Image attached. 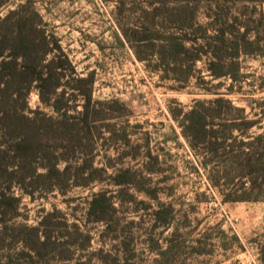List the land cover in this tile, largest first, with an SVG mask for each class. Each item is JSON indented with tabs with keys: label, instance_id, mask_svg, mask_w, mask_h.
Here are the masks:
<instances>
[{
	"label": "rangeland",
	"instance_id": "374dc122",
	"mask_svg": "<svg viewBox=\"0 0 264 264\" xmlns=\"http://www.w3.org/2000/svg\"><path fill=\"white\" fill-rule=\"evenodd\" d=\"M151 1L0 0V18L17 12L10 23L20 17L28 22V38L40 52L47 37L52 51L42 65L53 69L59 59L65 61L64 53L81 78L94 74L93 99L103 104L94 106L99 114L92 116L91 131L81 125L72 132L60 126L52 107L64 91L63 102L83 110L77 89L87 85L75 80L71 67L65 63L57 70L65 76L52 106L31 89L30 110L51 120L39 121L36 129L18 120L32 136L36 165L11 160L18 169L13 193L19 207L6 218L0 215V264H264V203L223 204L205 173L193 169V152L180 135L195 101L214 97L200 94L195 78L183 91L173 90L179 83L147 70L123 35L153 21ZM160 1L157 23L173 31L178 18L173 9L181 0ZM189 6L200 7L190 30L200 37L198 26L216 19L243 26L242 33L249 27L252 39L264 36V0H190ZM260 45L261 54L241 59V92L229 96L240 106L264 99V41ZM207 68L204 57L196 70L210 81ZM219 83L225 93L231 82L222 78L213 85ZM20 85L17 79L14 88ZM13 103L22 109L23 96ZM56 158L58 169L67 171L51 178L42 166ZM99 196L109 206L104 221L89 214ZM159 210L169 225L156 223Z\"/></svg>",
	"mask_w": 264,
	"mask_h": 264
},
{
	"label": "trees",
	"instance_id": "16d2710c",
	"mask_svg": "<svg viewBox=\"0 0 264 264\" xmlns=\"http://www.w3.org/2000/svg\"><path fill=\"white\" fill-rule=\"evenodd\" d=\"M105 1H120L124 5V0ZM189 2L190 0H181L180 6L173 9L174 15L176 12L175 16H178L173 31L165 26L160 28L157 13L161 7L155 4L163 2L152 0L147 4L153 7V21L148 19L145 23L147 25L123 31V35L135 50L137 60L146 64L147 70L157 74L164 73L166 76L162 75V79L179 83V86L172 87L173 90L183 91L195 78L198 80L197 87L202 92L200 94L214 97L195 101L186 114L185 121L180 123V135L187 140L193 152L191 164H194L195 172L199 173L201 170L205 173L210 187L219 193L223 204L264 203V99L248 101L244 107L229 98L241 92L237 88L239 79L242 78L241 59L261 54L259 52L263 50L260 43L264 41V36L261 38L260 33H257V38L252 39V29L249 27L244 26L242 33L243 26L228 24L221 19L198 26L204 32L203 37L196 32L191 33L190 30L197 25L196 14L200 7L191 8ZM16 15L17 12H12L8 18H0V215L5 218L16 213L19 207V198L13 193L18 169L13 167L11 160L36 165L32 163L35 154L32 136L18 126V120L27 129H36L35 125L39 121L51 120L42 111L30 110L28 96L31 89H38L43 105L52 106L51 96L62 86V78L65 76V72L57 70H64L67 63L75 80L87 85V90L76 88L80 91L79 96L84 99L82 111L63 102V91L58 104L52 106L58 113L60 126L74 132L79 131L82 125L91 131L89 126L95 122L91 121L92 116L99 114L94 106L103 105L93 99L94 74L81 78L64 53L65 61L59 59L58 63H54L53 69L42 65L52 51L48 47L47 37L44 36L47 48L40 52L35 42L28 38V22L24 23L20 17V20L10 23ZM262 25L264 26V21ZM11 41L14 45L8 48L7 42ZM137 48H146L151 52L144 53L139 51L141 49L137 51ZM204 57L208 59L207 76L210 81L204 76L198 77L196 70L198 62ZM21 60L25 62L22 63ZM153 63L155 64L150 65ZM222 78L231 82L225 93L219 91L224 85H213L214 81ZM17 79L21 85L14 88ZM20 96H23L24 103L22 109L18 110L12 101L17 102ZM17 131L19 134L15 135ZM2 137L8 141L3 142ZM60 162L61 159L56 158L54 163L51 161L49 165L42 166L48 177L66 174V169H58ZM37 170L38 168L33 170L35 175ZM149 172L155 171L150 169ZM108 209L106 198L99 196L92 201L89 214L96 216V221H104ZM166 216L163 211H156V223L169 225ZM262 254L264 261V249Z\"/></svg>",
	"mask_w": 264,
	"mask_h": 264
}]
</instances>
